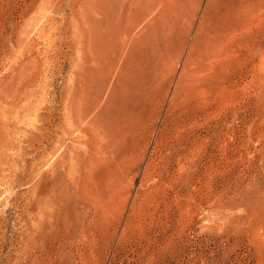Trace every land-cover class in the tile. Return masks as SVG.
<instances>
[{"label": "rangeland", "instance_id": "rangeland-1", "mask_svg": "<svg viewBox=\"0 0 264 264\" xmlns=\"http://www.w3.org/2000/svg\"><path fill=\"white\" fill-rule=\"evenodd\" d=\"M0 264H264V0H0Z\"/></svg>", "mask_w": 264, "mask_h": 264}]
</instances>
